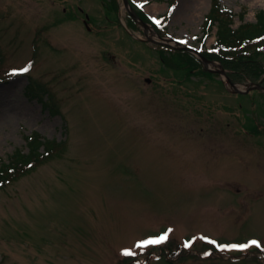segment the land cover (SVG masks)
I'll use <instances>...</instances> for the list:
<instances>
[{"label":"rangeland","instance_id":"1","mask_svg":"<svg viewBox=\"0 0 264 264\" xmlns=\"http://www.w3.org/2000/svg\"><path fill=\"white\" fill-rule=\"evenodd\" d=\"M212 1L131 8L160 37L214 51ZM220 1L235 28L264 10ZM129 13L124 0H0V165L31 134L60 142L0 190V264H264V92L186 66Z\"/></svg>","mask_w":264,"mask_h":264},{"label":"trees","instance_id":"2","mask_svg":"<svg viewBox=\"0 0 264 264\" xmlns=\"http://www.w3.org/2000/svg\"><path fill=\"white\" fill-rule=\"evenodd\" d=\"M138 13L143 19L151 22L145 12ZM235 17L236 14L224 8L220 0H213L212 8L205 19L204 40L208 39L213 28L217 27V45L215 52L203 53L210 59L222 62L225 68L231 70L233 80L250 79L264 85V78H261L264 75V10L257 13V22H244L237 28L234 27ZM129 18L131 24L136 25V21L131 16ZM175 52L187 60L186 66L204 70L202 61L192 53L185 50ZM28 139L31 145L28 153L17 150L11 156L10 162L0 165V190L33 171L43 158H48L51 150L60 144L55 140L44 142L37 134H31ZM42 146L44 150L41 151Z\"/></svg>","mask_w":264,"mask_h":264},{"label":"water","instance_id":"3","mask_svg":"<svg viewBox=\"0 0 264 264\" xmlns=\"http://www.w3.org/2000/svg\"><path fill=\"white\" fill-rule=\"evenodd\" d=\"M125 4L129 10V12L133 15V17L139 22V24L141 23L144 28H145V33L147 35V39L153 43L156 44H162V45H167V46H175L174 44L170 43L168 39L165 38H161V39H155L152 38L148 35V30L150 28L153 29L152 25L145 22L132 8H131V4L129 2V0H124ZM154 30V29H153ZM178 48L180 49H185L188 50L190 52H193L194 54H196L204 63V66L207 70L212 71V72H217L221 75H223L226 79L228 84L230 85V89L234 92L237 93H248L251 90H255V89H259V90H263L264 91V85H262L261 83H254V82H250L248 84H241V83H236L233 81V79L231 78V76L229 75L228 71L226 69L223 68V66L221 64H218L220 68L218 69H214L211 67V65H215L214 61L210 60L209 58H207L204 54H202L199 50L192 48L190 46H186V45H181L178 41L175 42Z\"/></svg>","mask_w":264,"mask_h":264},{"label":"snow or ice","instance_id":"4","mask_svg":"<svg viewBox=\"0 0 264 264\" xmlns=\"http://www.w3.org/2000/svg\"><path fill=\"white\" fill-rule=\"evenodd\" d=\"M20 72H28L29 71V68L28 67H25L23 69H20L19 70ZM171 231V230H169ZM168 238V234L167 233H164L163 235L157 237V238H153V239H147V240H143V241H140L136 246L138 248H142V247H145L147 245H152V244H160V243H163L164 241H166ZM213 243H215L213 241ZM190 244L189 243H186L185 244V247H189ZM250 246H256V247H261V244L259 241H256V240H252L250 241L249 243H246V244H241V245H232L231 247L232 248H240V249H247L249 248ZM124 255H135L134 252H132L131 250H125Z\"/></svg>","mask_w":264,"mask_h":264},{"label":"bare ground","instance_id":"5","mask_svg":"<svg viewBox=\"0 0 264 264\" xmlns=\"http://www.w3.org/2000/svg\"><path fill=\"white\" fill-rule=\"evenodd\" d=\"M148 34H149L150 37H154V38H156V39L159 38L158 35H157V33H156L152 28H150V29L148 30Z\"/></svg>","mask_w":264,"mask_h":264}]
</instances>
